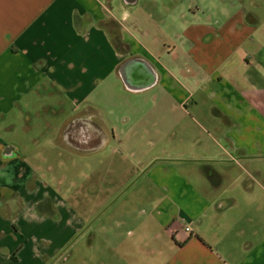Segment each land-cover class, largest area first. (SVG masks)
<instances>
[{"label":"crops","instance_id":"0c3cea01","mask_svg":"<svg viewBox=\"0 0 264 264\" xmlns=\"http://www.w3.org/2000/svg\"><path fill=\"white\" fill-rule=\"evenodd\" d=\"M254 1L0 0V264H47L83 227L70 223L73 198L31 164L57 159L53 146L65 160L152 141V126L117 133L115 101L131 116L139 95L157 100L155 114L181 116L182 143L133 175L153 187L115 222L100 264H264V16ZM74 130L96 142L75 148ZM52 224L69 234L51 235Z\"/></svg>","mask_w":264,"mask_h":264},{"label":"rangeland","instance_id":"374dc122","mask_svg":"<svg viewBox=\"0 0 264 264\" xmlns=\"http://www.w3.org/2000/svg\"><path fill=\"white\" fill-rule=\"evenodd\" d=\"M258 1L252 2L249 7L257 9L256 11L259 9L258 12L264 16V5L261 4V0ZM262 27L264 28V23ZM122 98L119 97L120 101H115L117 106L114 108L116 113L114 120L117 133L119 134L121 128H126L127 122L136 123L141 127L152 126V134L155 136L152 141L147 142L143 137L129 142L131 146L126 149L120 147L118 143H113L103 156L100 155V151L93 153L73 151L70 154L66 153L65 160H59L61 149L53 146L52 151L57 159L51 163L41 161L31 164L32 168L52 186L59 196L66 197V199L73 198L69 201L70 223L83 224V227L72 234L70 242L58 254L62 256L60 258L56 256L54 259L48 258L47 264H100V249L104 248V241L113 236L115 222L123 215L129 216L132 212L129 205L135 203L141 205L144 195L140 190L144 186L153 187L147 174L139 180V176L132 180L133 175L152 159L155 161L160 155V157H165L163 155L167 152H176L177 145L182 143L179 138L180 134L176 130L180 115L178 116L173 111L165 115L155 114L157 100L139 95L138 103L142 109L141 113L124 116L128 107L126 108L122 103ZM107 111L110 112L106 110V114ZM144 134L145 131H142L140 135ZM184 143L191 144L187 138ZM47 146L46 144L42 150L49 152L50 147ZM119 148L122 149L123 156L115 154ZM109 155H113L112 159L110 157L102 164L100 161ZM145 160L147 162H142ZM151 163L153 162H150V165ZM13 212L15 216L21 215L18 210ZM23 215L26 218L36 216L34 212L26 208ZM135 215L137 216L138 213ZM52 225L51 235L59 236L65 231L69 234L67 227ZM38 235L35 236V240H38ZM47 241L41 240L38 245L43 248L48 245Z\"/></svg>","mask_w":264,"mask_h":264},{"label":"flooded vegetation","instance_id":"af4514ba","mask_svg":"<svg viewBox=\"0 0 264 264\" xmlns=\"http://www.w3.org/2000/svg\"><path fill=\"white\" fill-rule=\"evenodd\" d=\"M87 133V137L86 139L84 138H80V133L79 131H72V133L74 134V147L77 148V149H87V146H90L92 144H94L93 142H96V139L93 137L94 135L91 133V131H86ZM89 133V134H88ZM98 135H100V131L98 133ZM86 143V145H83V143ZM80 144V145H79Z\"/></svg>","mask_w":264,"mask_h":264},{"label":"trees","instance_id":"16d2710c","mask_svg":"<svg viewBox=\"0 0 264 264\" xmlns=\"http://www.w3.org/2000/svg\"><path fill=\"white\" fill-rule=\"evenodd\" d=\"M118 47L121 49L124 47V45L122 43H118Z\"/></svg>","mask_w":264,"mask_h":264},{"label":"built area","instance_id":"2783aa9c","mask_svg":"<svg viewBox=\"0 0 264 264\" xmlns=\"http://www.w3.org/2000/svg\"><path fill=\"white\" fill-rule=\"evenodd\" d=\"M186 230H187V231H190V229H189V228H187Z\"/></svg>","mask_w":264,"mask_h":264}]
</instances>
